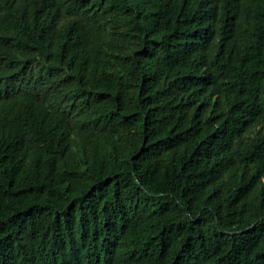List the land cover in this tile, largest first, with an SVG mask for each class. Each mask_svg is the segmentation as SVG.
<instances>
[{
	"label": "trees",
	"instance_id": "16d2710c",
	"mask_svg": "<svg viewBox=\"0 0 264 264\" xmlns=\"http://www.w3.org/2000/svg\"><path fill=\"white\" fill-rule=\"evenodd\" d=\"M0 264H264V0H0Z\"/></svg>",
	"mask_w": 264,
	"mask_h": 264
}]
</instances>
